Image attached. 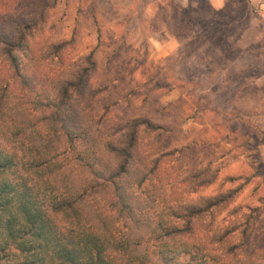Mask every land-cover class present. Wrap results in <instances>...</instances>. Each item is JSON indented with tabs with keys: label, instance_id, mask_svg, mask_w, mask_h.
I'll list each match as a JSON object with an SVG mask.
<instances>
[{
	"label": "rangeland",
	"instance_id": "obj_1",
	"mask_svg": "<svg viewBox=\"0 0 264 264\" xmlns=\"http://www.w3.org/2000/svg\"><path fill=\"white\" fill-rule=\"evenodd\" d=\"M1 25L21 31L25 78L64 86L92 136L126 149L134 131L149 171L136 212L184 228L180 264H264V0H0ZM31 130L77 191L87 176L63 138Z\"/></svg>",
	"mask_w": 264,
	"mask_h": 264
},
{
	"label": "trees",
	"instance_id": "obj_2",
	"mask_svg": "<svg viewBox=\"0 0 264 264\" xmlns=\"http://www.w3.org/2000/svg\"><path fill=\"white\" fill-rule=\"evenodd\" d=\"M4 28L0 26V264H153V256L163 264H180L178 256L188 251L187 242L178 240L184 228L167 224L163 214L150 225L136 212L140 199L132 185L142 184L149 171L138 163L134 131L126 149L92 136L68 103L64 86L44 94L34 87L44 84L43 78H25L15 52L23 45L21 31L15 28L9 36ZM42 111L31 124L27 115ZM38 121L63 138L68 161L85 172L77 191L68 174L61 176L56 155H42L30 144ZM138 123L133 120L129 128ZM182 211L173 217L180 218ZM151 239L157 248L141 251L139 246Z\"/></svg>",
	"mask_w": 264,
	"mask_h": 264
},
{
	"label": "clouds",
	"instance_id": "obj_3",
	"mask_svg": "<svg viewBox=\"0 0 264 264\" xmlns=\"http://www.w3.org/2000/svg\"><path fill=\"white\" fill-rule=\"evenodd\" d=\"M216 7H222L223 6V0H214Z\"/></svg>",
	"mask_w": 264,
	"mask_h": 264
}]
</instances>
